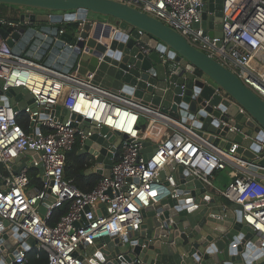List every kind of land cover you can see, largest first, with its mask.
Instances as JSON below:
<instances>
[{"label":"built area","instance_id":"obj_1","mask_svg":"<svg viewBox=\"0 0 264 264\" xmlns=\"http://www.w3.org/2000/svg\"><path fill=\"white\" fill-rule=\"evenodd\" d=\"M117 1L174 29L264 101V0H222L221 37L208 35L209 30L202 27L204 0ZM86 23L97 25L88 18L76 22L78 28ZM0 26L18 31L22 25L0 18ZM0 80V232L11 234L18 240L15 249L20 248L9 264H27L25 255L32 247L45 253L47 264H101L98 241L122 239L140 229L142 210L167 194L159 173L171 163L209 188L217 171L230 168L232 181L218 194L241 207V219L257 237V248H264V184L251 171L252 163L212 146L189 126L158 110L105 90L91 78L82 79L76 70L57 71L27 56L25 50L14 54L1 34ZM16 88L25 90L33 101L23 110L17 108L20 101L3 104L10 100L6 93ZM134 118L135 123L161 120L170 129L147 161L140 153L141 144L135 142L141 137L132 136L124 125L131 127ZM103 127L116 137L109 145L112 165L91 191L82 192L65 178L67 155L76 145L79 151L84 149L93 134L90 129ZM117 139H121L119 145ZM19 157L27 160L15 172ZM104 168L105 164L95 161L90 169ZM32 172L39 186L32 184ZM63 206L66 213L49 225L53 212ZM3 221L8 222L5 228ZM28 237L35 240L34 246L25 242ZM3 261L0 254V264ZM134 264L143 263L136 260Z\"/></svg>","mask_w":264,"mask_h":264},{"label":"water","instance_id":"obj_2","mask_svg":"<svg viewBox=\"0 0 264 264\" xmlns=\"http://www.w3.org/2000/svg\"><path fill=\"white\" fill-rule=\"evenodd\" d=\"M204 2L202 27L209 30L208 35L221 37L222 0ZM0 4L22 9L18 31L0 26L14 54L25 50L27 56L57 71L76 70L84 80L91 78L105 90L180 121L212 146L252 163L251 171L264 184V101L174 29L117 0H0ZM88 14L112 19L116 32L110 34L100 22L78 28L76 22ZM65 23L76 26L71 33L59 34ZM6 97L9 103L3 104L20 101L19 110L33 103L21 88L10 90ZM90 131L93 134L80 154L89 153L105 168L88 169L85 175L107 176L112 165L109 145L116 137L104 127ZM120 142L117 139L115 144ZM135 142L141 144L145 161L157 150V144L142 138ZM26 160L16 159L15 172ZM159 178L167 194L142 210L138 231L122 239L98 241L101 264H134L136 260L143 264H264V248H257V237L242 221L240 206L215 195L174 163L160 171ZM39 212L43 215L44 208ZM25 242L36 244L31 237ZM17 245L11 234L0 232L2 264L18 256Z\"/></svg>","mask_w":264,"mask_h":264},{"label":"trees","instance_id":"obj_3","mask_svg":"<svg viewBox=\"0 0 264 264\" xmlns=\"http://www.w3.org/2000/svg\"><path fill=\"white\" fill-rule=\"evenodd\" d=\"M17 10L22 11V9L19 7L0 4V18L18 21V16L20 14L19 12L21 11L18 12ZM67 25L71 27L76 26L75 23H69ZM21 125L23 126V128H26V125L24 123H22ZM91 157L92 156L90 155L80 154L78 145H76L67 155L65 178L72 180L73 184L82 192L91 191L100 179V177L96 175H85V171L90 169L95 162V159ZM31 175L33 177L32 184L39 186V182L35 178L34 172H32ZM66 211L67 206L56 209L49 220V225H55L59 221V219L66 213ZM25 258L27 260V264H47V257L45 253L37 250L35 247H32V249L28 253H26Z\"/></svg>","mask_w":264,"mask_h":264},{"label":"crops","instance_id":"obj_4","mask_svg":"<svg viewBox=\"0 0 264 264\" xmlns=\"http://www.w3.org/2000/svg\"><path fill=\"white\" fill-rule=\"evenodd\" d=\"M88 19L100 22L102 23L103 28H108V32L110 34H114L116 32V27L114 26L113 20L107 17H101V16H96L92 14H88L87 16ZM62 26L65 27L63 29L65 32H72L73 26H66L62 24ZM133 119V118H132ZM127 126L126 130L130 132L132 136H138L143 138L144 140L149 141L152 144H158L159 142L162 141V139L169 133L170 129L168 127H165V124L162 123V121H158L157 123L150 124L147 122L145 119H141L139 123H135V118L133 121V124L131 127H128L130 125L125 124ZM123 125V126H124ZM232 172L230 168H226L225 170L217 171L214 174V177L211 181V190L214 192L215 195H218V191L224 190L223 188L227 187L229 183L232 181ZM259 180L262 182L263 179L258 177ZM225 200V199H224Z\"/></svg>","mask_w":264,"mask_h":264},{"label":"rangeland","instance_id":"obj_5","mask_svg":"<svg viewBox=\"0 0 264 264\" xmlns=\"http://www.w3.org/2000/svg\"><path fill=\"white\" fill-rule=\"evenodd\" d=\"M18 12L19 11H21V10H17ZM31 11H36V10H31ZM22 12V11H21ZM21 12H19V13H21ZM7 20H9V19H7ZM10 21H15V20H10ZM68 23H65L64 25H67ZM2 84V81L0 80V85ZM91 158H93V157H91ZM226 188V187H225ZM225 188H223V189H225Z\"/></svg>","mask_w":264,"mask_h":264},{"label":"flooded vegetation","instance_id":"obj_6","mask_svg":"<svg viewBox=\"0 0 264 264\" xmlns=\"http://www.w3.org/2000/svg\"><path fill=\"white\" fill-rule=\"evenodd\" d=\"M34 13H42V14H44L45 12H34Z\"/></svg>","mask_w":264,"mask_h":264}]
</instances>
